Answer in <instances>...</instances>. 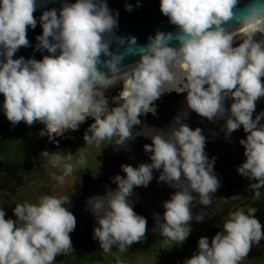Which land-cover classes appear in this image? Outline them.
<instances>
[{"label": "clouds", "instance_id": "1", "mask_svg": "<svg viewBox=\"0 0 264 264\" xmlns=\"http://www.w3.org/2000/svg\"><path fill=\"white\" fill-rule=\"evenodd\" d=\"M159 0L160 12L175 31L156 30L143 45L134 36H117L118 12L106 0H61V6L34 17L37 0H0V94L2 110L15 126L23 121L44 127L40 136L57 144L56 137L78 130L88 118L84 144L100 148L125 146L134 135L151 140L143 149L149 163L136 167L122 164L124 176L111 180L116 187L86 200L96 225L93 239L100 250L123 264L121 255L133 243L142 242L147 220L131 202L134 187L157 180L175 191L162 201L163 213H154V232L164 239L160 248L170 250L190 235L192 205L208 208L220 187L214 173L215 157L205 152L206 138L199 127L182 122L187 111L173 118L167 129L148 128L140 117L156 116L155 101L162 94H185L188 110L210 122L224 120L225 137L241 126L246 133L239 143L245 160L238 173L252 181L255 199L264 189V111L253 116L264 98V0ZM127 11L132 5L125 3ZM42 29L35 49L46 50L41 59L14 58L28 47V28ZM115 44V50L112 45ZM129 56L139 57L124 63ZM120 85L117 95L105 93ZM230 100L228 107L225 101ZM135 126H141L137 132ZM40 155L58 171L51 179L63 185L66 177L87 167V152L62 153L43 150ZM77 178V176H76ZM76 181V180H75ZM231 200H239L234 195ZM69 196L44 194L36 202L17 203L15 219L0 208V264H54L58 255L73 252L70 233L75 216L64 206ZM257 209L238 207L229 211L211 239L202 236L197 250L183 264H240L253 245L264 240ZM117 252H113V249Z\"/></svg>", "mask_w": 264, "mask_h": 264}, {"label": "water", "instance_id": "2", "mask_svg": "<svg viewBox=\"0 0 264 264\" xmlns=\"http://www.w3.org/2000/svg\"><path fill=\"white\" fill-rule=\"evenodd\" d=\"M67 2H75V0H67ZM108 7L118 12V28L115 30L117 36H134L137 42L141 45L147 42V37L154 35L156 30L175 31V26L170 24L168 18L164 16L159 9V0H106ZM249 0H239L238 7H243ZM125 3L132 5V11H127ZM37 9L34 12V17L39 20V16L43 10L48 8H57L61 6V0H37ZM39 22L35 29L28 28L27 39L29 40L28 47H21L14 55V58L24 57L25 59L32 57L41 59L43 55H48L47 51H37L35 45L37 43L36 36L41 34ZM112 49L115 50L116 45L113 44ZM137 56H129L124 63H131L137 60ZM2 59V57H0ZM264 81V78H262ZM3 95L0 94V114L3 113ZM230 100L225 101V107L230 104ZM187 111L186 116H182V122L190 128L199 127L202 134L206 138L205 152L211 159L215 157L214 173L220 176L228 169L235 168L242 164L245 160L243 146L239 143L240 139L245 138L246 133L242 126L231 133L230 137L226 138L222 131L224 120H216L210 122L206 118L199 116L194 111L188 110L186 104L180 105L178 108L160 113L143 125L148 128L167 129L173 123V118ZM264 123V120L261 121ZM139 126L136 131H141ZM151 140L143 135H134L133 139L129 140L125 146H110V152L106 153L102 158V165L95 169L83 168L76 174L75 188L76 192L72 195L69 203L64 205L76 219V227L71 232L70 238L72 244L87 251L89 255L100 260L101 250L99 242L93 239V227L96 225V220L93 214L88 210L86 200L93 195H102L106 188H115L111 178L117 174L124 176L121 170L122 164H130L136 167L140 163H149V154L143 149L144 144H150ZM159 171L153 170V179L146 186L134 187L133 195L130 198L134 211L147 220V230L145 237L158 234L154 232L155 221L154 213H163L162 201L170 199L171 194L175 191L172 187L164 182H159L157 177ZM226 186L224 195L232 194L244 197L249 194L248 187L244 181H249L244 177L239 182L231 183L226 176ZM230 196V195H229ZM231 196V197H232ZM193 215L201 213L204 215V220L197 222L193 219L190 222V228L196 229L200 225L210 220L209 225L219 222V219L212 220L214 213L207 207L193 203Z\"/></svg>", "mask_w": 264, "mask_h": 264}, {"label": "rangeland", "instance_id": "3", "mask_svg": "<svg viewBox=\"0 0 264 264\" xmlns=\"http://www.w3.org/2000/svg\"><path fill=\"white\" fill-rule=\"evenodd\" d=\"M120 85L109 89L105 95L109 98L118 94ZM175 92L162 94L155 102L158 106L164 96ZM177 94V93H176ZM162 99V100H161ZM4 115V113H2ZM88 118L85 122L89 121ZM84 122V123H85ZM11 124V123H10ZM13 126V125H12ZM12 132L7 133V139L0 136V208L6 213V218L15 219L12 209L17 203L36 202L38 196L49 194L54 196H69V201L74 194L76 173L66 177L63 185L58 184L51 179V173L58 170L53 169L44 159L38 160L31 169L26 170L21 164L24 154L23 143L21 140L20 129H27L23 121L15 126ZM88 127L85 128L87 130ZM57 139V137L55 138ZM53 145H56L52 142ZM107 142L105 141L100 148L95 145L88 146L84 144L83 138L70 143L56 151L62 153L72 152L78 154V151L87 152V169L95 170L102 162V158L106 152ZM10 167L4 170V167ZM5 171H8L7 173ZM5 172V174H4ZM215 233H200L195 236L188 237L182 244L174 245L170 250L160 248L161 240H152L138 242L140 245H147L148 242H153L152 245H147L144 249L129 248L126 253H122L121 258L123 264H183V261L190 257L197 250V241L200 237L206 236L209 239ZM73 245V252L67 255H58L55 258L54 264H114V258L111 255L104 254L101 251V259L95 260L90 258L87 253L80 247ZM117 252V249H113ZM240 264H264L263 246L253 245L248 256L245 257Z\"/></svg>", "mask_w": 264, "mask_h": 264}, {"label": "flooded vegetation", "instance_id": "4", "mask_svg": "<svg viewBox=\"0 0 264 264\" xmlns=\"http://www.w3.org/2000/svg\"><path fill=\"white\" fill-rule=\"evenodd\" d=\"M155 102H159V100L155 101ZM154 102V103H155ZM185 104L184 103V98L181 99L179 102H176L174 104H171L169 106H162L160 107L159 104L158 106H156V110H157V114L163 113L165 111L168 110H172L175 108H178L180 105ZM261 111H264V98H261L259 101H257L256 104V111L253 114V116L255 117V115L259 114ZM152 117H154L151 113H148L145 116H141L140 119L143 122V124L145 122H147L148 120H150ZM139 126H135V130L138 128ZM110 146L108 145L106 146V153L110 152ZM102 165V162L100 163L99 167ZM98 167V168H99ZM238 167V166H237ZM237 167L235 168H231L228 169L225 173H223L222 175L218 176L217 178L220 181V187L217 189V191L213 194V200H212V204L208 206V209L210 211H212L214 213V217H213V221L216 219H219V222L213 225H209L210 220L203 222L200 227L196 228V229H191L190 235L188 237L191 236H195L196 234H200V233H210V231L213 233H216L217 231H222V223L224 218L227 216V213L229 211H234L236 208L238 207H243L245 209V211H247L248 207H255L257 209L256 212V218L260 221V223L262 224V226H264V212H258L259 211V206H257L258 202L262 201V199L264 198V189H261V197L259 199H255L254 198V194L250 192L249 190V194L241 197V199L239 200H231V199H227L230 198L232 196V194L229 195H224V188L226 186L227 180H226V176L229 182L231 183H236L239 182L241 179H243L244 177L241 176L238 171H237ZM252 181H244V184L248 187V185L251 183ZM249 189V188H248ZM76 188L74 189V193L76 192ZM259 213V214H258ZM264 229V227H262ZM164 239V237L160 236L159 234H154L151 236H147L144 238V240L146 241H152V240H161ZM153 242H148L147 245H152ZM147 245H139L138 243H133L129 248H136V249H144L146 248ZM83 250V249H82ZM85 251V250H84ZM102 251V250H101ZM87 253V255L92 258L89 253L87 251H85Z\"/></svg>", "mask_w": 264, "mask_h": 264}, {"label": "trees", "instance_id": "5", "mask_svg": "<svg viewBox=\"0 0 264 264\" xmlns=\"http://www.w3.org/2000/svg\"><path fill=\"white\" fill-rule=\"evenodd\" d=\"M185 94H170L164 96L163 100L166 101L165 104L160 103L159 106H169L171 104H174L176 102H179L181 99H183ZM162 100V99H161ZM92 119L89 121L82 123L79 126L78 130L72 131L69 130L65 132L63 136L57 137L58 141V146L53 145L52 141L48 139L47 136H40L39 131L42 129L44 126L37 122L34 125L28 127L27 129H20L19 132L21 133V140L23 143V150L24 154L21 160V164L26 170H29L33 167V165L40 159H44L40 153L43 150H47L50 152L56 151L57 149H60L70 143H73L81 138H83V135L85 133V128L88 127L92 123ZM14 127L10 122L7 120L6 116L3 114H0V136L4 137L7 139V133L12 132ZM0 164V168H1ZM4 170L10 169V167L6 166L4 167ZM2 169V168H1ZM6 173L8 171H5ZM4 172V174H5ZM3 175V174H2ZM1 175V176H2ZM0 176V177H1ZM257 206H259V211L258 212H264V198L262 201L258 202ZM259 214V213H258ZM262 231L264 229L262 228ZM260 244L263 246V251H264V240L260 241Z\"/></svg>", "mask_w": 264, "mask_h": 264}, {"label": "bare ground", "instance_id": "6", "mask_svg": "<svg viewBox=\"0 0 264 264\" xmlns=\"http://www.w3.org/2000/svg\"><path fill=\"white\" fill-rule=\"evenodd\" d=\"M173 92H175V91H173ZM176 93V92H175Z\"/></svg>", "mask_w": 264, "mask_h": 264}]
</instances>
